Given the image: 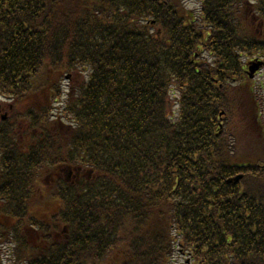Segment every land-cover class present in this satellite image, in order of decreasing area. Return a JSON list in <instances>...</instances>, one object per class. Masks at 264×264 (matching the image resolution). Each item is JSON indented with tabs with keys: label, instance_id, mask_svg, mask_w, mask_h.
Listing matches in <instances>:
<instances>
[{
	"label": "trees",
	"instance_id": "trees-1",
	"mask_svg": "<svg viewBox=\"0 0 264 264\" xmlns=\"http://www.w3.org/2000/svg\"><path fill=\"white\" fill-rule=\"evenodd\" d=\"M201 4L0 0V95L15 106L0 246L15 264H171L178 248L264 264L259 114L236 152L219 131L241 57L264 53V0Z\"/></svg>",
	"mask_w": 264,
	"mask_h": 264
},
{
	"label": "rangeland",
	"instance_id": "rangeland-1",
	"mask_svg": "<svg viewBox=\"0 0 264 264\" xmlns=\"http://www.w3.org/2000/svg\"><path fill=\"white\" fill-rule=\"evenodd\" d=\"M200 2H201V0H185L186 7L189 9H192L196 12H198L200 9ZM84 75L88 76V74H85V73H84ZM86 76H83L82 73H79V76L77 75V77H82L83 80L85 79L84 82L87 80ZM257 83L259 84V91L257 92V94L259 97V101L262 104L260 106H261L263 124H264V73L257 79ZM244 86H246V85H244ZM245 101L247 102V98H245ZM254 105H255V101H254ZM254 110L251 106L247 105V115H249L250 117H253L252 113L253 112L256 113L258 110L257 105H256V108ZM244 125H245L244 119L242 118V126L240 128L239 117H237L236 127H237L238 131H239V129H240V131H242V129L244 128ZM241 143H243V145L240 146V144H238V146H240V147H243L244 145L248 146V143L244 137L241 139ZM0 258L3 259V264H14L12 258H11V260L9 259L10 258V252H9L8 246L2 247L1 252H0ZM188 260L190 261L189 257H185L181 253H177L173 259L172 264H188L187 263ZM189 264H195V263H194V261H192V262L190 261Z\"/></svg>",
	"mask_w": 264,
	"mask_h": 264
},
{
	"label": "water",
	"instance_id": "water-1",
	"mask_svg": "<svg viewBox=\"0 0 264 264\" xmlns=\"http://www.w3.org/2000/svg\"><path fill=\"white\" fill-rule=\"evenodd\" d=\"M239 180V178H236V180L235 181H238Z\"/></svg>",
	"mask_w": 264,
	"mask_h": 264
},
{
	"label": "flooded vegetation",
	"instance_id": "flooded-vegetation-1",
	"mask_svg": "<svg viewBox=\"0 0 264 264\" xmlns=\"http://www.w3.org/2000/svg\"><path fill=\"white\" fill-rule=\"evenodd\" d=\"M1 110H3V109H1Z\"/></svg>",
	"mask_w": 264,
	"mask_h": 264
}]
</instances>
